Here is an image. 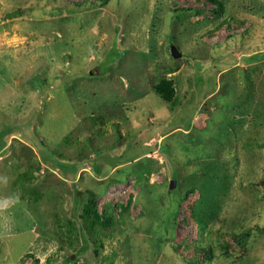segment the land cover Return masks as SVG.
Masks as SVG:
<instances>
[{"label":"rangeland","instance_id":"1","mask_svg":"<svg viewBox=\"0 0 264 264\" xmlns=\"http://www.w3.org/2000/svg\"><path fill=\"white\" fill-rule=\"evenodd\" d=\"M0 177V264H264V0H0Z\"/></svg>","mask_w":264,"mask_h":264},{"label":"water","instance_id":"2","mask_svg":"<svg viewBox=\"0 0 264 264\" xmlns=\"http://www.w3.org/2000/svg\"><path fill=\"white\" fill-rule=\"evenodd\" d=\"M170 49H171V50H170V51H171V55H172L173 57L177 58V57H179V56L181 55V53H179V52L177 51V49H176L175 46L172 45ZM174 186H175V180L172 179L171 182H170L169 188H173Z\"/></svg>","mask_w":264,"mask_h":264},{"label":"trees","instance_id":"3","mask_svg":"<svg viewBox=\"0 0 264 264\" xmlns=\"http://www.w3.org/2000/svg\"><path fill=\"white\" fill-rule=\"evenodd\" d=\"M196 11H197V12H201V10H196ZM20 12H21L20 10H18V12H15V11H14V12H12V13L9 14V17L20 16V14H21ZM93 204H94L93 201H91V202H90V205L92 206V209H94V205H93ZM90 205L87 206V209H86L87 212H88V209H89ZM94 212H95V211H94ZM94 214H95V213H94ZM98 216H99V215L96 213V214H95V217L97 218Z\"/></svg>","mask_w":264,"mask_h":264},{"label":"clouds","instance_id":"4","mask_svg":"<svg viewBox=\"0 0 264 264\" xmlns=\"http://www.w3.org/2000/svg\"><path fill=\"white\" fill-rule=\"evenodd\" d=\"M0 179L5 180V182L7 181V178L6 177H0Z\"/></svg>","mask_w":264,"mask_h":264}]
</instances>
